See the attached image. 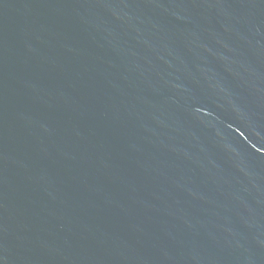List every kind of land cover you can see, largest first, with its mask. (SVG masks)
I'll return each mask as SVG.
<instances>
[{"label":"water","instance_id":"water-1","mask_svg":"<svg viewBox=\"0 0 264 264\" xmlns=\"http://www.w3.org/2000/svg\"><path fill=\"white\" fill-rule=\"evenodd\" d=\"M0 264H264V0H0Z\"/></svg>","mask_w":264,"mask_h":264}]
</instances>
